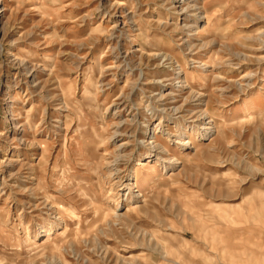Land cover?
<instances>
[{
  "label": "rangeland",
  "instance_id": "374dc122",
  "mask_svg": "<svg viewBox=\"0 0 264 264\" xmlns=\"http://www.w3.org/2000/svg\"><path fill=\"white\" fill-rule=\"evenodd\" d=\"M192 1L0 0V264H264V0Z\"/></svg>",
  "mask_w": 264,
  "mask_h": 264
},
{
  "label": "bare ground",
  "instance_id": "6f19581e",
  "mask_svg": "<svg viewBox=\"0 0 264 264\" xmlns=\"http://www.w3.org/2000/svg\"><path fill=\"white\" fill-rule=\"evenodd\" d=\"M50 1H52L53 2V4L57 1V0H50ZM108 1V0H107ZM193 3H195L194 5H192V7H194L195 5H197V2H198V0H193L192 1ZM115 4V3H114ZM109 5V4H108ZM119 5V4H118ZM188 5H189V8H190V2H188ZM188 7V6H187ZM196 7V6H195ZM116 8V6L115 5H110L109 7H106V9H105V15H107V17L106 18H110V16H113L114 14H116L117 13V10L115 9ZM198 8L196 7V10H197ZM189 10V9H188ZM199 10V9H198ZM201 13H200V15L198 14L197 15V21H200V20H203L204 18H202L201 17ZM134 17V16H133ZM132 18V17H131ZM206 20V19H205ZM134 22V21H133ZM101 24H98L97 26H95L93 29H92V31L93 32H97V31H100V28H101ZM114 27H116V26H114ZM113 28V27H112ZM2 33V29H0V34ZM111 36V38H113L114 37V35L112 34V35H110ZM95 39H96V37H95ZM185 79V78H184ZM184 83H187V81L185 80V82ZM99 87V86H98ZM60 105H63L62 107H67L66 106V103H64V102H61V104ZM205 114V113H204ZM206 121V120H205ZM204 123V122H203ZM206 124V122L204 123V125ZM205 130V131H204ZM203 131L204 132H201V136L202 137H206L207 135H210L212 132H215L214 131V127L213 128H208V129H204ZM185 133V132H184ZM180 137H182V136H186L187 137V135L186 134H181V135H179ZM179 137V138H180ZM201 138V137H200ZM182 139V138H181ZM184 139V138H183ZM191 144V142L190 141H187L185 144H184V146H187V144ZM128 145V144H127ZM153 149H155V152H158V151H160V148H158L156 145L155 146H153L152 147ZM159 154V153H158ZM158 154H156V155H154L155 157V161L157 160V161H160L161 160V157H159L158 156ZM124 157H126V156H122V155H118V158H116V160H117V162L118 161H125V159H124ZM174 160H176V159H174ZM174 160L172 161L173 163H175L174 162ZM166 161V160H165ZM177 161V160H176ZM173 167H174V165H173ZM172 171V170H171ZM137 184L136 183H131V184H128V185H126V188H124V189H126L127 190V192H128V194H127V197H126V199H128L129 201H135V200H137L139 197H143L140 193H139V191L138 190H136L135 191V188L137 189V186H136ZM137 193V194H136ZM63 224H64V226H63V228H65L66 227V221H65V219L63 220ZM50 231V230H49ZM48 235H50V234H47V236ZM49 238V237H48ZM50 240V239H49Z\"/></svg>",
  "mask_w": 264,
  "mask_h": 264
}]
</instances>
